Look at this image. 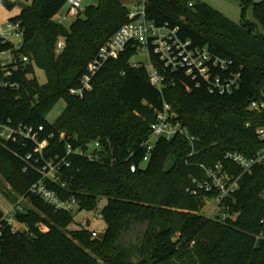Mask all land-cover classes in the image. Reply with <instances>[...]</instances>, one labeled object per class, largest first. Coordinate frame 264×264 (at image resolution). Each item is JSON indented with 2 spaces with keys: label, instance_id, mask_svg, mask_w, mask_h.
<instances>
[{
  "label": "trees",
  "instance_id": "1",
  "mask_svg": "<svg viewBox=\"0 0 264 264\" xmlns=\"http://www.w3.org/2000/svg\"><path fill=\"white\" fill-rule=\"evenodd\" d=\"M21 2L27 7L10 21L22 22V52L30 61L19 64L11 78L18 87L0 88V131L8 124L25 133L0 138V172L17 178L18 194L37 199L16 214L27 225L23 232L2 220L0 208V264H264V239L256 238L264 217V167L244 174L229 200L236 220L201 214L206 196L188 192L192 178L203 173L200 163L212 165L228 151L250 155L264 146L256 135L259 118L249 110L250 101L264 95V33L258 26L264 28V0H241L244 11L253 2L258 23H235L199 0H147L157 24L179 27L184 40L231 60L225 70L212 68V73L239 75L232 93H211L201 77L172 71L153 54L160 71L175 81L161 91L145 66H131L138 54L131 46L103 66L83 98L70 89L80 84L100 47L129 21V6L124 0H98L66 27L55 17L68 0H0L9 9ZM61 39L65 48L58 53ZM12 46L0 41V52ZM35 67L45 71V84ZM61 99L66 107L52 122L47 116ZM165 102L197 137L195 153L190 155L192 146L182 136L160 138L144 161L151 124ZM96 141L101 162L68 153V145L87 149ZM62 159L69 166L48 185L63 197L76 196L81 211L97 210L106 198L103 235L95 237L87 227L70 230L72 212L56 210L30 192L47 162ZM40 223L49 230H41Z\"/></svg>",
  "mask_w": 264,
  "mask_h": 264
},
{
  "label": "built area",
  "instance_id": "2",
  "mask_svg": "<svg viewBox=\"0 0 264 264\" xmlns=\"http://www.w3.org/2000/svg\"><path fill=\"white\" fill-rule=\"evenodd\" d=\"M83 2L84 0H68L71 8L77 14L80 12ZM128 15L129 21L122 25L100 47L96 56L89 63L80 84L70 89L72 95L83 98L88 92L92 91L96 74L110 59L118 58L131 46L137 48L138 53L140 50H146L150 58V66L142 62L133 63L130 61L131 66L133 68L145 66L149 72L150 82L161 91L167 86L175 84V81L168 80L167 76L160 71L153 61V54L158 57L166 68L172 71L183 69L194 78L201 77L207 82L211 93H232L235 87L238 86L239 75L224 77L221 74L213 75L212 73V68L225 70L231 64V60L215 55L207 47L194 45L191 40H184L179 35V27H171L169 23L157 24L155 20L149 17L147 0H139L138 3L129 7ZM24 40L25 29L21 21H9L0 29V41L3 43L10 42L13 45L11 49L0 52V64L4 70V75L0 77V88H16L19 86L17 82L11 81V78L19 64L26 65L30 61L29 57L22 52ZM64 48L65 43L62 39L58 43L57 52L60 53ZM249 110L259 118L260 122L256 128V135L264 143V95L252 99ZM247 126L251 127L252 122H247ZM151 128V139L144 144L146 149L144 161L150 159L155 147L154 139L160 138L172 140L177 136H182L192 146L190 155L195 153L197 137L190 132L188 127L184 126L172 104L165 102L163 108L156 111ZM40 129H43V127H40ZM18 133L24 134L25 132L8 124L1 125L0 138L2 140H9ZM100 148V141H96L93 147L87 149L83 147L74 149L71 145H68V153L83 155L89 160L101 162L104 160V156L100 152ZM65 165L69 166L66 159L57 162L48 161L42 170V179L30 188V192L39 195L56 210L74 213V211L80 209L79 199L76 196L63 197L57 190L48 185L51 181L58 182L60 180L59 172L61 167ZM259 166L264 167V146L250 155L239 151H228L224 154L223 159L212 165L200 163V169L203 173L200 177L194 176L192 178V184L188 188V192L193 196H206V202L209 199L215 202V208L208 217L222 221L232 217L235 218L236 215L230 211L229 200L240 189L242 176L252 172L254 168ZM136 170L137 166L135 164L131 165V171L135 172ZM209 194H212V196L207 197ZM262 196L264 198V191ZM23 210L24 208L18 204L13 210L6 212L2 220L7 221L12 225L13 230L17 231L16 226L20 222L17 220L16 214ZM99 217L103 218L101 212ZM260 223L261 229L256 234L257 240L264 239V217ZM39 228L43 231L49 230L44 223H40ZM93 235L98 237L96 230H94Z\"/></svg>",
  "mask_w": 264,
  "mask_h": 264
},
{
  "label": "rangeland",
  "instance_id": "3",
  "mask_svg": "<svg viewBox=\"0 0 264 264\" xmlns=\"http://www.w3.org/2000/svg\"><path fill=\"white\" fill-rule=\"evenodd\" d=\"M196 1V0H195ZM208 3L216 10L221 12L223 15L228 17L235 23L242 22H254L258 23L257 18L255 16L254 5L253 2H259L261 0H252L253 2L249 3L246 7V10H243V4L241 0H199ZM138 1L130 3L128 6L131 7ZM98 0H84L83 6L80 9V12H84L88 5L97 4ZM27 7V6H26ZM22 8L20 5L9 9L5 7L2 3H0V29L5 26L12 17H16L20 15ZM77 12L71 8V5L67 3L62 10L56 15L55 19L62 23L64 26L69 27L71 23L76 19ZM259 30L264 33V28L261 24L258 23ZM62 40V39H61ZM131 61L133 63L142 62L143 64L150 66V58L149 54L146 50H140L138 54H136ZM36 76L41 84H45L47 81V76L44 70L39 67H35ZM66 107V101L61 99L55 105V107L48 114V119L52 122L56 121L59 116L62 114ZM16 181L17 178L15 176L10 180L6 175L0 172V208L3 212L7 210H13L14 206L20 204L23 208L25 207H34L36 205L35 197L32 196H23L18 194L16 191ZM107 203L106 198H102L100 205L97 210L94 211H86V210H76L74 211L75 222L69 226L70 230L79 229L82 227H87L90 230H96L98 236L104 234L105 229L107 227L106 222L103 218L99 217V213L102 208ZM215 202L213 200H207L205 208L201 211V214L205 216H209V214L214 210ZM5 210V211H4ZM6 214V212H5ZM17 231H26L27 225L24 223H20L16 226ZM105 264V263H102Z\"/></svg>",
  "mask_w": 264,
  "mask_h": 264
},
{
  "label": "crops",
  "instance_id": "4",
  "mask_svg": "<svg viewBox=\"0 0 264 264\" xmlns=\"http://www.w3.org/2000/svg\"><path fill=\"white\" fill-rule=\"evenodd\" d=\"M135 1H138V0H124V2L127 4V5H129L130 3H132V2H135ZM130 2V3H129ZM18 205V204H17ZM15 207V206H14ZM13 207V208H14ZM12 210V209H11ZM11 210H7V211H5V212H8V211H11Z\"/></svg>",
  "mask_w": 264,
  "mask_h": 264
},
{
  "label": "water",
  "instance_id": "5",
  "mask_svg": "<svg viewBox=\"0 0 264 264\" xmlns=\"http://www.w3.org/2000/svg\"><path fill=\"white\" fill-rule=\"evenodd\" d=\"M19 5L22 6L23 8L26 7V3H23V2H21ZM237 218H238V215H236L234 219L236 220Z\"/></svg>",
  "mask_w": 264,
  "mask_h": 264
}]
</instances>
